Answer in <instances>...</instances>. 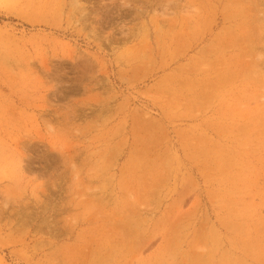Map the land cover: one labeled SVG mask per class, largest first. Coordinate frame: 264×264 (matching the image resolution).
<instances>
[{
    "label": "rangeland",
    "instance_id": "rangeland-1",
    "mask_svg": "<svg viewBox=\"0 0 264 264\" xmlns=\"http://www.w3.org/2000/svg\"><path fill=\"white\" fill-rule=\"evenodd\" d=\"M0 264H264V0H0Z\"/></svg>",
    "mask_w": 264,
    "mask_h": 264
}]
</instances>
